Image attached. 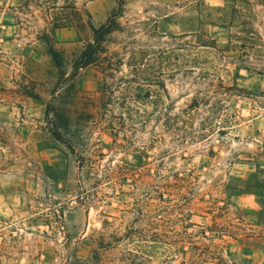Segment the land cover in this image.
Returning a JSON list of instances; mask_svg holds the SVG:
<instances>
[{"label": "rangeland", "instance_id": "obj_1", "mask_svg": "<svg viewBox=\"0 0 264 264\" xmlns=\"http://www.w3.org/2000/svg\"><path fill=\"white\" fill-rule=\"evenodd\" d=\"M115 6L0 0V264H264V0H123L70 77Z\"/></svg>", "mask_w": 264, "mask_h": 264}, {"label": "trees", "instance_id": "obj_2", "mask_svg": "<svg viewBox=\"0 0 264 264\" xmlns=\"http://www.w3.org/2000/svg\"><path fill=\"white\" fill-rule=\"evenodd\" d=\"M123 0H116L115 8L110 12L106 17L105 21L98 26H92L89 24V27L92 30V41L88 42L81 53L74 59L72 64V71L70 77L75 76L78 69L83 68L96 60L97 55L103 50V44L110 38L111 32L119 28L117 23V18L122 15L123 12ZM58 25H54L53 28H56ZM47 51L51 57L52 62L59 70L60 77L64 78V72L62 71V56L60 51L55 49L52 44L47 43ZM69 78V76H67ZM31 95V93H30ZM56 108L51 107V114L55 118L58 114L55 113ZM49 115V111H46V116ZM50 134L59 140L62 139V135L58 127L55 125L54 128H50Z\"/></svg>", "mask_w": 264, "mask_h": 264}]
</instances>
